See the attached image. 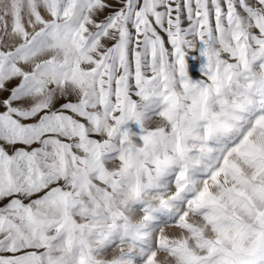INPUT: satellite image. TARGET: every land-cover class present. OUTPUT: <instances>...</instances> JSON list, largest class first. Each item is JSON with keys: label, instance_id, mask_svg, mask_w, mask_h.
Instances as JSON below:
<instances>
[{"label": "snow or ice", "instance_id": "6c2138e0", "mask_svg": "<svg viewBox=\"0 0 264 264\" xmlns=\"http://www.w3.org/2000/svg\"><path fill=\"white\" fill-rule=\"evenodd\" d=\"M0 264H264V0H0Z\"/></svg>", "mask_w": 264, "mask_h": 264}]
</instances>
